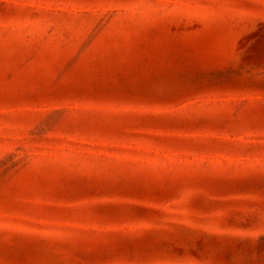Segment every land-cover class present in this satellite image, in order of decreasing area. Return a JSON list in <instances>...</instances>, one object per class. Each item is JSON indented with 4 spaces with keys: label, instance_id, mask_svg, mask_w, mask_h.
Returning a JSON list of instances; mask_svg holds the SVG:
<instances>
[{
    "label": "rangeland",
    "instance_id": "1",
    "mask_svg": "<svg viewBox=\"0 0 264 264\" xmlns=\"http://www.w3.org/2000/svg\"><path fill=\"white\" fill-rule=\"evenodd\" d=\"M0 264H264V0H0Z\"/></svg>",
    "mask_w": 264,
    "mask_h": 264
}]
</instances>
